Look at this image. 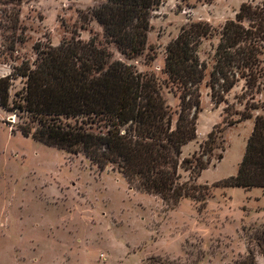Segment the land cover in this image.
<instances>
[{"label": "rangeland", "instance_id": "374dc122", "mask_svg": "<svg viewBox=\"0 0 264 264\" xmlns=\"http://www.w3.org/2000/svg\"><path fill=\"white\" fill-rule=\"evenodd\" d=\"M104 1L25 3L16 32L25 41L17 43L13 57L0 54V78L10 74V65L34 61L37 42L59 46L74 37L88 42L93 35L104 42L103 28L93 17ZM263 3L162 0L152 12L141 55L128 58L115 44L108 46L112 61L155 74L167 103L178 112L180 99L165 83L166 48L184 26L199 22L211 26L199 50L208 71L201 89L197 138L183 147L181 156L199 155L214 127L224 128L211 163L197 182L210 188L206 204L192 198L176 205L167 203L134 189L111 167L99 170L83 154L26 138L18 131L25 119L0 106V264H264V241L260 240L264 239V189L218 186L237 175L255 118L264 115V53L251 102L255 106L250 110L253 118L226 124L238 120L245 111L243 81L227 96V103L219 105L206 85L224 26L236 20L243 4ZM3 35L10 32L0 30V52L7 51ZM23 86L21 79L14 82L12 99ZM180 174L182 181L190 179V172L181 169Z\"/></svg>", "mask_w": 264, "mask_h": 264}, {"label": "trees", "instance_id": "16d2710c", "mask_svg": "<svg viewBox=\"0 0 264 264\" xmlns=\"http://www.w3.org/2000/svg\"><path fill=\"white\" fill-rule=\"evenodd\" d=\"M30 1L34 0H0V30L10 32L3 35L7 51H1V57L5 53L13 57L17 43H24L16 32L22 6ZM161 3L105 0L93 12L103 28L104 42L97 35L88 42L74 37L59 46L37 42L34 61L10 65V74L0 78V106L25 119L18 131L26 138L83 154L99 170L111 167L134 189L167 203L176 205L192 198L203 205L210 198V188L197 182L210 165L224 128L214 127L199 155L181 156L183 147L197 138L201 89L208 71L199 50L211 26L206 22L184 26L166 48L165 83L180 99L178 112L167 103L155 74L112 61L108 48L115 44L128 58L141 55L152 12ZM263 53L264 3L243 4L236 20L229 21L221 32L206 84L213 102L219 105L227 103L238 83H245V111L238 120L226 122L227 126L253 118L251 102L259 84ZM19 79L24 86L12 99L11 90ZM181 169L190 172L188 181H182ZM218 186L264 189V115L255 118L237 175Z\"/></svg>", "mask_w": 264, "mask_h": 264}, {"label": "crops", "instance_id": "0c3cea01", "mask_svg": "<svg viewBox=\"0 0 264 264\" xmlns=\"http://www.w3.org/2000/svg\"><path fill=\"white\" fill-rule=\"evenodd\" d=\"M7 75V74H6ZM218 111V110H217ZM217 115H218V119H219V116L220 114L217 112ZM218 122V120L216 121V123ZM238 168H239V165H238ZM237 172H238V169H237ZM237 174V173H236Z\"/></svg>", "mask_w": 264, "mask_h": 264}]
</instances>
